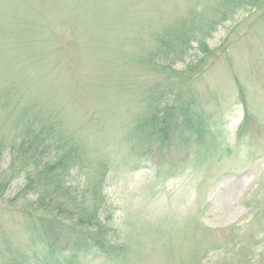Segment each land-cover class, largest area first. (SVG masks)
<instances>
[{"label":"rangeland","instance_id":"obj_1","mask_svg":"<svg viewBox=\"0 0 264 264\" xmlns=\"http://www.w3.org/2000/svg\"><path fill=\"white\" fill-rule=\"evenodd\" d=\"M185 25L198 26L216 59L182 83L146 59L159 35ZM200 54L192 42L186 61ZM240 90L251 132L229 152ZM178 92L195 99L214 139L174 174L141 150L152 109ZM33 111L108 168L104 192L126 243L120 260L87 254L66 264H264V0H0V140ZM22 183L0 197V264H63L8 203Z\"/></svg>","mask_w":264,"mask_h":264},{"label":"trees","instance_id":"obj_2","mask_svg":"<svg viewBox=\"0 0 264 264\" xmlns=\"http://www.w3.org/2000/svg\"><path fill=\"white\" fill-rule=\"evenodd\" d=\"M197 33L198 26L185 25L178 32L169 29L159 35L157 48L146 59L147 67L168 76L177 71L182 83L187 77L190 81L202 77L216 57L205 40H197ZM192 42L199 43L201 54L186 61ZM185 62H189L185 69L176 68ZM239 93L243 118L235 132L234 146L227 148L229 152L251 132L252 119L242 91ZM171 96L172 103H156L146 119L143 140L147 139L148 146L145 143L141 151L154 166L166 164L174 174H181L176 165L187 161L196 150L208 149L214 135L203 118L192 111L194 98L184 100L180 92ZM19 123L22 125L17 134L0 140V148L10 157L7 167H0V197L15 178H22L21 187L8 203L18 206L49 254L63 264L87 254L109 262L122 259L126 243L113 225L114 209L104 192L103 177L108 168L101 163L89 164L82 146L60 134L42 113L28 112ZM1 155L0 150V164ZM74 170L78 175L95 170V175L81 180L72 176Z\"/></svg>","mask_w":264,"mask_h":264}]
</instances>
